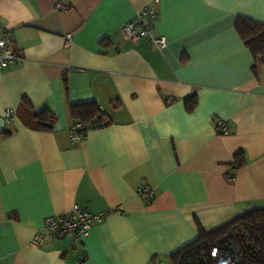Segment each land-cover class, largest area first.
Masks as SVG:
<instances>
[{"label":"crops","instance_id":"0c3cea01","mask_svg":"<svg viewBox=\"0 0 264 264\" xmlns=\"http://www.w3.org/2000/svg\"><path fill=\"white\" fill-rule=\"evenodd\" d=\"M149 4L164 48L122 31ZM237 15L264 23V0H0L20 55L0 67V264H172L199 228L264 207V62L252 69ZM23 96L55 113L53 130L24 123ZM88 101L110 124L72 143L69 105ZM75 204L105 215L81 241L31 245Z\"/></svg>","mask_w":264,"mask_h":264},{"label":"trees","instance_id":"16d2710c","mask_svg":"<svg viewBox=\"0 0 264 264\" xmlns=\"http://www.w3.org/2000/svg\"><path fill=\"white\" fill-rule=\"evenodd\" d=\"M234 27L253 55L252 69L255 70L256 62L259 60L264 62V23L237 15ZM183 103L188 111L192 110L197 103L196 94L185 96ZM69 110L72 117L85 129L110 124L105 112L94 101L70 104ZM17 112L28 126L40 131L53 130L56 115L49 108L35 109L23 96ZM10 134V130L3 131L4 136ZM245 163L244 151L237 150L231 162L232 167L236 169ZM227 242L234 246L239 264H264V207L253 208L209 231L199 228L195 240L183 245L169 257L172 264H214V259L210 255L212 247L216 246L220 251H230Z\"/></svg>","mask_w":264,"mask_h":264},{"label":"built area","instance_id":"2783aa9c","mask_svg":"<svg viewBox=\"0 0 264 264\" xmlns=\"http://www.w3.org/2000/svg\"><path fill=\"white\" fill-rule=\"evenodd\" d=\"M158 1L153 0V3L157 4ZM156 15V9L151 4L137 11L132 19L122 25L125 38L137 43L142 37L150 36L152 43L158 48H164L167 44V37L164 34H152ZM10 42L8 30L0 24V67H5L20 59V55L10 46ZM4 117L7 120L11 119L12 110L7 109ZM216 129L223 133L229 131L226 123L220 120L216 124ZM87 130L83 128L80 122L74 120L68 130L72 143L82 141ZM137 191L138 194L146 198L152 197L151 188L148 186L139 187ZM104 215V212H92L75 204L68 215L55 214L45 217L42 226L32 236L30 243L34 246H40L65 235H71L75 241H81L88 235L92 224L102 220ZM210 255L214 259V264H236L234 255L230 251H220L216 246L212 247Z\"/></svg>","mask_w":264,"mask_h":264},{"label":"water","instance_id":"95a60500","mask_svg":"<svg viewBox=\"0 0 264 264\" xmlns=\"http://www.w3.org/2000/svg\"><path fill=\"white\" fill-rule=\"evenodd\" d=\"M4 125H5V119L3 117H0V128L4 129ZM230 251L233 252L235 263L238 264L239 263V257L236 254V250H235L233 245L230 246Z\"/></svg>","mask_w":264,"mask_h":264},{"label":"bare ground","instance_id":"6f19581e","mask_svg":"<svg viewBox=\"0 0 264 264\" xmlns=\"http://www.w3.org/2000/svg\"><path fill=\"white\" fill-rule=\"evenodd\" d=\"M150 5V4H149ZM150 37V36H149ZM154 44V43H153ZM242 214V213H241ZM240 215V214H239ZM237 216V215H236ZM230 221V220H229ZM237 227V226H236ZM241 231V230H240ZM239 231V232H240ZM238 235V234H237ZM227 244H228V242H227ZM229 246H230V244H228ZM231 253H233V252H231ZM240 256V255H239ZM239 264V263H238Z\"/></svg>","mask_w":264,"mask_h":264}]
</instances>
